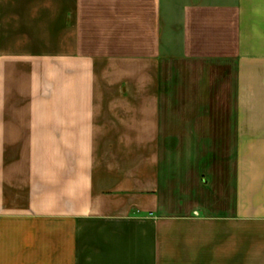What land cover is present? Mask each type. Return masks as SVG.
<instances>
[{"label":"crops","instance_id":"0c3cea01","mask_svg":"<svg viewBox=\"0 0 264 264\" xmlns=\"http://www.w3.org/2000/svg\"><path fill=\"white\" fill-rule=\"evenodd\" d=\"M0 264H264V0H0Z\"/></svg>","mask_w":264,"mask_h":264}]
</instances>
